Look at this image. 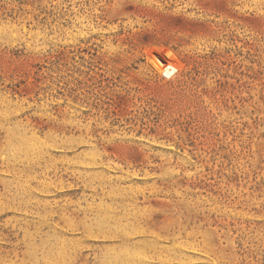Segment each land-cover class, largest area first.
Returning <instances> with one entry per match:
<instances>
[{"label": "rangeland", "instance_id": "rangeland-1", "mask_svg": "<svg viewBox=\"0 0 264 264\" xmlns=\"http://www.w3.org/2000/svg\"><path fill=\"white\" fill-rule=\"evenodd\" d=\"M0 122L51 163L0 152V264H264V0H0Z\"/></svg>", "mask_w": 264, "mask_h": 264}, {"label": "bare ground", "instance_id": "bare-ground-1", "mask_svg": "<svg viewBox=\"0 0 264 264\" xmlns=\"http://www.w3.org/2000/svg\"><path fill=\"white\" fill-rule=\"evenodd\" d=\"M0 125H3V124L0 122ZM13 133H14V131L11 130L10 131V137H9L8 141L6 142L5 146L0 149V152L6 156V159H8L9 162L12 161V167L9 166V162H7L8 168L15 171L16 173H20V175L25 177V178L22 180L16 181L15 188H13L12 190L9 191L7 200L8 201L11 200L12 204L17 202L18 206H20L21 208H24L26 206V202L29 199L30 194H31V184L32 183H35V186H41L42 185L41 188L44 190L49 189V188H46V186L44 184L45 182H43V180L41 178L46 177V175L49 171L47 169V166H48V164H51V163H49L47 161L48 159H46L44 157V153H45L44 149H46V146H44L42 144L31 143L25 137L24 132H22L20 130H17L14 134ZM16 134H18V135H16ZM51 140H53V143H52L53 145L60 146L63 144V143H56V140H54V138H51ZM15 164L16 165L18 164L19 166L16 167ZM85 183L90 184V179L87 180ZM26 196H28L27 200H26ZM66 207H62L61 211L57 212L52 207L49 208L45 204L44 207L36 208V213L39 216H41L39 218H41V220H42V225H45L47 223V221L49 219L53 218L54 216H58L59 220H61V221L63 220V223L62 222L61 223L64 226L68 227V229L69 228L81 229L88 236H90V234L100 235V233L102 231L96 233V231L92 230L93 228L90 227V224H87L86 221L80 220V222L76 223L75 221L74 222L71 221V219H69V217H65V214L68 212L74 213V210H72V211L68 210ZM24 233L26 235H28L29 230L25 229ZM108 233H110V232H108ZM115 236H122V235H115ZM119 239L122 240V237H119ZM42 242L45 243L46 240L42 238ZM48 244H50V247H48V250L46 249L45 252L42 251V253H41L42 257H37L36 262L38 264L40 263V261L43 262V264H77L78 263L76 256H74V255H73L74 257L72 256V248L73 247H71V245L68 244V241L66 239H60V240L55 239L53 241H50ZM80 254L82 255V253H80ZM137 255H135V256H137ZM50 258H52V259H50ZM79 258H81V257H79ZM137 258H141V257H137ZM110 259H111V260H109L110 264H134V262H133L134 260L133 261H123V260L118 259L117 257H114L113 259L110 258ZM79 263L82 264L81 262H79ZM84 263H86V261ZM107 263H108V261H107ZM140 263H141V261H140Z\"/></svg>", "mask_w": 264, "mask_h": 264}]
</instances>
